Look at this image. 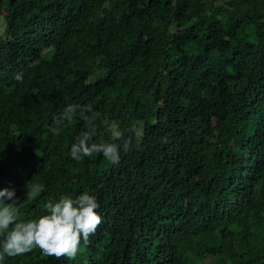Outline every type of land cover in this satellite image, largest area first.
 I'll return each mask as SVG.
<instances>
[{"label": "trees", "instance_id": "1", "mask_svg": "<svg viewBox=\"0 0 264 264\" xmlns=\"http://www.w3.org/2000/svg\"><path fill=\"white\" fill-rule=\"evenodd\" d=\"M0 19V190L18 222L84 192L102 217L72 260L3 264H264V0H0ZM67 105L96 118L57 125ZM92 129L118 164L70 157Z\"/></svg>", "mask_w": 264, "mask_h": 264}, {"label": "clouds", "instance_id": "2", "mask_svg": "<svg viewBox=\"0 0 264 264\" xmlns=\"http://www.w3.org/2000/svg\"><path fill=\"white\" fill-rule=\"evenodd\" d=\"M16 78L22 79V73H17ZM78 108L86 126H90L96 118L91 105H67L55 123L61 124L63 117L74 114ZM93 135L94 129L81 131L71 145L70 157L80 161L93 153H102L110 164H118L120 146L107 142L95 143ZM123 148L127 150V141ZM28 187L29 184L26 192ZM22 203L14 188L0 190V236H3L0 241V264L6 257L21 256L34 248H39L45 256L72 260L77 256L81 242L88 244L89 237L95 234L102 223L97 211L99 203L95 196L87 192L75 199L61 196L57 201L46 202V214L37 219L18 222L17 209Z\"/></svg>", "mask_w": 264, "mask_h": 264}, {"label": "rangeland", "instance_id": "3", "mask_svg": "<svg viewBox=\"0 0 264 264\" xmlns=\"http://www.w3.org/2000/svg\"><path fill=\"white\" fill-rule=\"evenodd\" d=\"M3 26H4V23L0 19V36L3 35ZM116 126H118V124H113V123H111L110 126H109L110 132H111V134H112V136L114 138H116L117 136H119V131L117 130L118 127H116ZM137 140H138V137L137 136L131 135V136L128 137V144L134 146V145H136Z\"/></svg>", "mask_w": 264, "mask_h": 264}]
</instances>
